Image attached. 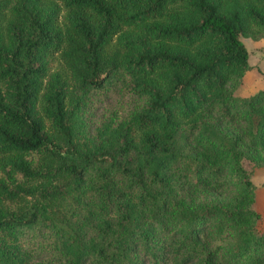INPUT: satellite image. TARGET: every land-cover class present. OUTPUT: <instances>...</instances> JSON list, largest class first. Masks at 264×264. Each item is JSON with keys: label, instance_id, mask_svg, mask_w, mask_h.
I'll return each instance as SVG.
<instances>
[{"label": "trees", "instance_id": "16d2710c", "mask_svg": "<svg viewBox=\"0 0 264 264\" xmlns=\"http://www.w3.org/2000/svg\"><path fill=\"white\" fill-rule=\"evenodd\" d=\"M261 31L264 0H0V264H264Z\"/></svg>", "mask_w": 264, "mask_h": 264}, {"label": "rangeland", "instance_id": "374dc122", "mask_svg": "<svg viewBox=\"0 0 264 264\" xmlns=\"http://www.w3.org/2000/svg\"><path fill=\"white\" fill-rule=\"evenodd\" d=\"M240 39L248 53L249 67L244 71L233 93L238 97H247L258 90H264V31L256 36L244 35ZM119 96V93L108 91L93 98L87 112L88 120L86 119V122H89V129L93 130V126L109 112L110 108L121 111L127 106L125 97ZM250 178L253 184V208L261 214L264 223V167L254 168Z\"/></svg>", "mask_w": 264, "mask_h": 264}]
</instances>
